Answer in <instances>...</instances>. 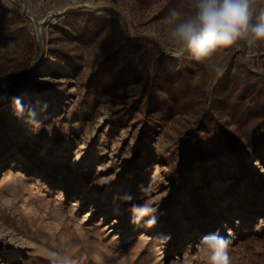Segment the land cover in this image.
Masks as SVG:
<instances>
[{
    "label": "rangeland",
    "instance_id": "374dc122",
    "mask_svg": "<svg viewBox=\"0 0 264 264\" xmlns=\"http://www.w3.org/2000/svg\"><path fill=\"white\" fill-rule=\"evenodd\" d=\"M180 2L0 0V83L38 113L0 104V264H204L217 232L264 264V45L174 57Z\"/></svg>",
    "mask_w": 264,
    "mask_h": 264
},
{
    "label": "clouds",
    "instance_id": "9594fccd",
    "mask_svg": "<svg viewBox=\"0 0 264 264\" xmlns=\"http://www.w3.org/2000/svg\"><path fill=\"white\" fill-rule=\"evenodd\" d=\"M160 24L164 39L158 33L152 36L167 52L177 58L187 54L219 75L220 54L234 47L264 45V0H181L168 10ZM8 88V83H0V104L11 103L18 116L26 115L27 122L38 127L36 109H26L21 98L12 95ZM130 210L134 225L144 221V226L151 228L157 222L158 209L152 200L132 203ZM230 243L219 232L204 236L198 245L204 264H232ZM53 264H75V261L67 253H56Z\"/></svg>",
    "mask_w": 264,
    "mask_h": 264
},
{
    "label": "bare ground",
    "instance_id": "6f19581e",
    "mask_svg": "<svg viewBox=\"0 0 264 264\" xmlns=\"http://www.w3.org/2000/svg\"><path fill=\"white\" fill-rule=\"evenodd\" d=\"M21 1V0H20ZM29 17H32V16H29ZM49 64H51V65H53V62H49ZM33 105V104H32ZM31 108H35L36 109V107L35 106H32ZM38 109V108H37ZM45 109V107L44 106H42L41 107V110H44ZM26 118V117H25ZM5 138V132L2 130L1 132H0V140L2 141L3 139ZM57 153H59L60 155H63V152L62 151H59V152H57Z\"/></svg>",
    "mask_w": 264,
    "mask_h": 264
}]
</instances>
